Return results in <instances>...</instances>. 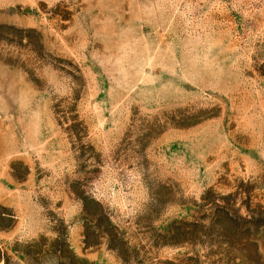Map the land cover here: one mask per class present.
<instances>
[{"label": "rangeland", "instance_id": "rangeland-1", "mask_svg": "<svg viewBox=\"0 0 264 264\" xmlns=\"http://www.w3.org/2000/svg\"><path fill=\"white\" fill-rule=\"evenodd\" d=\"M0 264H264V0H0Z\"/></svg>", "mask_w": 264, "mask_h": 264}]
</instances>
